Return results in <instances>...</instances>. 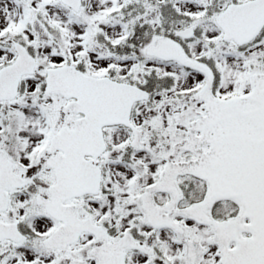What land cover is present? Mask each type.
I'll return each mask as SVG.
<instances>
[{
    "label": "snow or ice",
    "instance_id": "obj_1",
    "mask_svg": "<svg viewBox=\"0 0 264 264\" xmlns=\"http://www.w3.org/2000/svg\"><path fill=\"white\" fill-rule=\"evenodd\" d=\"M0 264H264V0H0Z\"/></svg>",
    "mask_w": 264,
    "mask_h": 264
}]
</instances>
